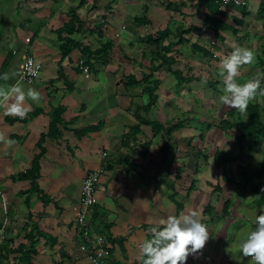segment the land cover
Returning a JSON list of instances; mask_svg holds the SVG:
<instances>
[{
  "label": "rangeland",
  "instance_id": "374dc122",
  "mask_svg": "<svg viewBox=\"0 0 264 264\" xmlns=\"http://www.w3.org/2000/svg\"><path fill=\"white\" fill-rule=\"evenodd\" d=\"M80 1L1 0L0 10L2 19L8 20L11 29L20 30L17 32L21 33L22 43L26 37H31L27 43L31 44L38 35L32 34L37 28L42 31L41 38L47 39V34L52 32L57 35L49 26L58 28L63 21L69 20L70 10L75 9L83 24L71 38L92 49L107 41L113 44L105 62L101 54L93 55L88 62L75 49V59L79 56L89 63L88 74L106 71L113 75L114 82L128 74L139 80L151 74L149 78L156 79L157 100L152 109L144 111L142 108L149 98L142 92L141 85L133 91L136 103L131 108L142 119L154 120L164 127L161 139L157 138L158 144L170 140L166 150L168 157L162 159L165 168L161 166L153 179L154 199L161 197L160 214L156 213L155 217L160 220L193 209L200 212L197 218L206 225L209 238L199 254L188 257L187 264H251L249 258H239L237 242L254 228L255 216L264 210V204L257 205L255 195L235 181L245 165L262 158L264 139L248 137L240 146L234 143L239 124L247 114L220 103L224 84L219 71L221 60L235 45L251 49L254 61L242 65L235 79L242 83L258 78L264 88V64L260 62V59L264 61V33L258 13L260 0H219L216 16L236 29V32L221 30L219 34L210 23L201 21L195 9L196 0H85L83 4ZM56 11L59 14L54 16ZM141 17L149 22L135 21ZM235 19H241L242 23ZM5 26L4 30L3 24L0 28L5 31ZM188 26L197 27V31L185 32V42L170 50L162 48L167 42L176 41L179 27L186 29ZM61 28L63 35L69 33L64 25ZM165 28L171 34L163 43H157V31ZM3 31L2 37L5 36ZM193 45L202 47L204 52L194 49ZM3 56L4 53H0V61ZM74 65L71 66L81 71L76 61ZM175 70L181 72V80L175 77ZM257 93L250 102L260 106L264 120V95L259 94V89ZM166 131H170L169 134ZM218 151L231 152L235 160L217 167L213 156ZM172 152L173 163L170 164ZM159 173H163L161 179L157 178ZM223 176L233 181L227 183ZM171 199L183 208L177 210ZM225 200L230 201L226 214L223 213ZM2 262L18 263V259L11 257ZM107 264L116 263L109 257Z\"/></svg>",
  "mask_w": 264,
  "mask_h": 264
},
{
  "label": "crops",
  "instance_id": "0c3cea01",
  "mask_svg": "<svg viewBox=\"0 0 264 264\" xmlns=\"http://www.w3.org/2000/svg\"><path fill=\"white\" fill-rule=\"evenodd\" d=\"M57 14L59 11L54 12V16ZM2 18L0 10V27L3 24L4 30L6 24L5 31L0 28V33H5L0 36V53H4L0 61V88L9 92L6 99L0 97V192L5 199L10 223L0 245V261L17 257L18 263L12 264H28L19 260L18 247L30 248L26 235L31 229H38L56 242L51 244L44 238H37L33 231L37 241L30 255L31 264H90L92 253L85 254L81 245H75V235L82 181L86 173L96 170L100 173V180L93 207L98 209L99 216L97 222H91L92 229L103 236V246L108 247L110 260L116 264H139V244L149 234V229L144 227L159 221L155 216L160 214L158 202L161 197L154 199L153 179L160 167L165 166L162 159L168 157L166 150L170 140L165 139L168 141L165 148L164 141L158 144L157 138L161 139L162 130L155 132L150 125L144 124L154 120L142 119L137 111L132 112L136 103L133 91L139 85L126 87L123 75L114 82L113 75L102 70L82 74L71 66L79 58L75 59L77 49L72 50L67 58H61L56 34L52 32L47 34V39L41 38L42 31L37 28L32 34L38 35L31 44H27L31 37H26L29 41L25 39L22 43L21 33L17 32L20 30L17 27L12 30L8 20ZM67 21L58 28L49 26L50 31L60 29ZM8 53L12 55L6 68L1 70ZM27 55L43 64L40 76L33 83L20 78ZM59 73L63 79L59 78ZM20 84L25 91L32 88L39 92L38 100L26 97L22 107L27 109L26 112L34 108H41L42 112L27 122L9 123L8 108L14 102L11 89ZM140 85L142 87V83ZM58 106L64 108L61 115L64 125L57 124L60 131L57 137L43 138V152L40 154L38 141L47 133L50 114ZM144 106V111L153 107L145 109ZM88 126L98 128L76 134L75 131ZM132 127H138L136 134L132 133ZM13 136L19 140L13 142ZM39 154L37 182L45 202L35 192L28 199L27 206L25 196L18 192L29 187L28 183L12 181L11 177L28 169L31 160ZM172 156L173 152L170 164L173 163ZM159 174L157 178L161 179L163 173ZM104 226L112 239H122L121 245L108 239V234L101 230ZM94 249L92 247V252ZM71 256L75 258L71 259Z\"/></svg>",
  "mask_w": 264,
  "mask_h": 264
},
{
  "label": "trees",
  "instance_id": "16d2710c",
  "mask_svg": "<svg viewBox=\"0 0 264 264\" xmlns=\"http://www.w3.org/2000/svg\"><path fill=\"white\" fill-rule=\"evenodd\" d=\"M85 0H81L80 2L83 4ZM220 1L219 0H196L195 3V9L196 13L198 14L199 18L201 21H203L204 24L210 23L212 26L214 32L216 34H219L221 30H230L232 32H236V29L232 26H230L228 23L224 22L223 20L219 19L216 16V13L219 11V6ZM71 16L67 23L64 24V28L68 29V34L63 35L62 33L64 32V29H57L56 33L58 36V40L60 41L59 43V52L61 58L67 57L68 54L74 50L78 49L79 52L82 53L83 57L86 58V60L89 62L91 57L95 54H101L102 56V62H105L108 56L109 50L112 48L113 44L111 41H107L106 43L102 44L101 47L97 49H92L91 47H88L86 45H83L81 43H78L75 41L73 38H71V35L75 33L76 30L80 29L82 27V20L80 16L76 13L75 9L70 10ZM258 13L260 14L262 18V31L264 33V0H260L259 2V7H258ZM237 23H242L241 19H235ZM136 22L139 23H148L149 21L145 17L141 18H135ZM176 33V41H170L167 42L166 44L163 45V49L165 50H170L174 45L178 43L185 42V39L183 37V34L185 32H192V31H197V27L195 26H188L186 29L183 27H179L177 29ZM171 34V31L168 28L161 29L157 31V36L158 40L157 43H163L168 36ZM99 35H102L99 33ZM194 49L204 52V49L200 46L193 45ZM262 53L264 54V46L262 49ZM11 53H8L4 61L2 62L1 65V70H4L8 64V61L11 57ZM84 60L88 65L89 63ZM260 62L264 64V61L260 59ZM90 67V65H89ZM175 77L178 80L182 79V75L180 71L175 70L174 72ZM63 75L59 73V78H62ZM151 74L145 75L142 77V79L137 80L134 75H128L124 77V85L126 87L128 86H134V85H140L142 83V91L147 94L148 96V102L144 106L145 109H149L157 100V95L154 93L155 90V83L157 82L156 79H150ZM63 79V78H62ZM65 81V80H63ZM153 82L149 84V82ZM264 110V109H263ZM64 111V108L62 106H58L54 108L53 112L50 114L51 119L50 123L48 126V131L46 134H42V137L38 141V147L40 148V154L43 152V149L41 147V144L43 142V138L45 136L48 137H57L60 134V131L57 127V124H62L63 119H62V113ZM42 112L41 108H34L33 111L31 112H26V114L21 117H12L8 116L7 120L9 123H13L15 121H23L27 122L29 118H33L36 115L40 114ZM247 117L244 121H241L239 124V132L237 137L235 138L234 143L236 145L240 146L243 143V140H245L248 137H257V138H262L264 139V120L262 116V110L260 106L256 103H251L249 102L247 110H246ZM144 124H148L152 127V129L155 132H160V130H163L164 127L156 122H147ZM98 126H88L85 129H82L81 131H75L77 135H81L82 133L91 131V130H96ZM133 134H136L138 132V127H132ZM168 134L169 132L166 131ZM13 142H17L19 139L17 136L12 137ZM168 146V141L164 140L163 147ZM39 155H36L32 160H31V165L28 169H26L23 173H20L18 176L11 177L12 181L16 180H21V181H27L29 187L19 191L18 193L20 195L25 196V202L26 205L29 206V198L30 196L37 192V196L45 202L43 192L39 189L38 186V176H39ZM213 160L216 164L217 167H222L225 163L234 161L235 156L232 155L231 152H216L213 156ZM224 181L227 183H230L233 181L232 178H227L223 176ZM236 184L241 185L243 188H248L250 192H252L255 195V203L257 205H263L264 204V192H261V188L264 187V144L262 147V158L259 161L251 162L245 165L242 170L239 172L237 175L236 179ZM172 202L176 205L177 210H180L183 208L182 204L174 201L171 199ZM230 205L229 200H225L224 202V207H223V213L226 214L228 212V207ZM91 218L89 219L90 222H97L98 216H99V211L97 208L94 209L92 208V214ZM26 225V224H25ZM28 226V225H27ZM152 225H146L144 228L149 229ZM102 232L105 234H108V239L111 242H119V244H122V239H112L111 236L108 233L107 228L102 227ZM35 232L37 234V238H44L48 240L51 244L56 242V239L49 237L46 235L44 232L38 230V229H31L29 235H26V238L29 240V247H24L23 245H19L18 249L20 252V257L19 260L22 261L23 263H30V255L34 251V245L36 244L37 239L35 238V235H33L32 232ZM149 238V234L148 237ZM92 240V234L91 230L88 226L86 225H79L78 224V229L76 230V235H75V245L80 246L83 245L87 248L86 253H92V247L93 245L91 244ZM85 253V254H86ZM75 257L71 256V259H74ZM140 264V261H139ZM187 264V261H186Z\"/></svg>",
  "mask_w": 264,
  "mask_h": 264
},
{
  "label": "clouds",
  "instance_id": "9594fccd",
  "mask_svg": "<svg viewBox=\"0 0 264 264\" xmlns=\"http://www.w3.org/2000/svg\"><path fill=\"white\" fill-rule=\"evenodd\" d=\"M253 61L254 53L251 49L235 45L220 62L219 75L224 87L219 101L242 114L258 94V89L259 94L264 95V88H261L258 78L242 83L235 79L240 74L241 66ZM30 65L32 61L28 60L25 67L36 75ZM11 92L14 94V102L9 105L8 112L23 118L27 111L22 107L26 97L36 101L39 92L32 88L25 91L19 86L12 88ZM8 96L9 92L0 88V97L6 99ZM261 192H264V187ZM199 215L200 212L193 209L180 215L161 218L152 225L148 230L149 238L143 239L139 244L140 264H186L190 255L199 254V250L203 249L209 238L206 225L197 218ZM237 250L240 259L246 257L250 259L251 264H264V210H260L255 216L254 228L239 238Z\"/></svg>",
  "mask_w": 264,
  "mask_h": 264
},
{
  "label": "built area",
  "instance_id": "2783aa9c",
  "mask_svg": "<svg viewBox=\"0 0 264 264\" xmlns=\"http://www.w3.org/2000/svg\"><path fill=\"white\" fill-rule=\"evenodd\" d=\"M222 1L226 2L229 0H222ZM26 41H29V38H26ZM28 60L32 61V65H30L29 67H31L37 73L36 75L30 73L25 67ZM76 65L84 73H87L89 70V65L86 62H84V60L81 58H78L76 60ZM42 68H43V64L41 61L37 60L35 57L31 55H27L24 58L23 65L21 67L20 78L27 83H33L40 76ZM99 180H100L99 171L96 170L90 171L85 174L81 185L82 196L78 206V214H77L78 224L88 226L91 230V234L93 235L91 244L95 249L93 250L92 254L89 256L90 264H107V260L110 257V252L108 250V247L106 245L103 246L104 243L103 236L93 231L91 222L89 221V219L91 218L90 214H92V208L96 201L95 193ZM9 223L10 222L8 217V209L5 204L4 196L0 192V245L2 244L3 240L5 239L8 233ZM80 249L84 253L87 252V248L83 245L80 246ZM0 264H8V263L0 261Z\"/></svg>",
  "mask_w": 264,
  "mask_h": 264
}]
</instances>
